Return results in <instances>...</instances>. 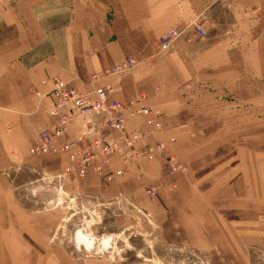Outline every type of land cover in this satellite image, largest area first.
Instances as JSON below:
<instances>
[{
  "label": "crops",
  "instance_id": "0c3cea01",
  "mask_svg": "<svg viewBox=\"0 0 264 264\" xmlns=\"http://www.w3.org/2000/svg\"><path fill=\"white\" fill-rule=\"evenodd\" d=\"M213 1L0 0V264H64L59 244L51 241L56 215L49 223L52 212L27 211L14 191L16 186L37 182L52 184L70 165L63 155L30 154L39 134L54 124L49 115L55 100L50 94L52 80L60 78L69 87L83 90L92 73L120 64L128 56L156 58L157 38L196 17L205 19ZM213 39L180 47L167 59H154L152 66L142 64L110 82L119 102L127 104L132 97L148 95L144 105L160 112L163 132L148 138L142 147L164 142L184 165L181 173L171 176L164 157L141 160L116 183L122 187L134 183L133 194L139 201L155 181H177L171 196L159 193L158 207L164 215L170 210L176 216L190 244L204 242L206 234H237V226L218 215V204L228 203L230 209L233 197L237 200L241 193L248 200L250 189L257 185L255 163H264L260 156L264 148L238 147L233 141L244 130H254L250 108L264 94V23L260 21L253 39L256 50L250 47L247 54L239 48L221 50V43L234 37ZM256 58L259 62L253 63ZM162 84L167 90L157 93ZM240 122L247 127L241 129ZM146 129L142 116L126 126L129 135ZM79 131L74 125L73 134ZM137 171L144 174L140 183L134 179ZM23 173L26 179L18 183ZM64 179L78 178L69 174ZM101 181L106 182L92 174L83 182L99 185ZM225 189L228 195L223 194ZM193 203L199 206L193 208ZM231 212L226 213L227 219Z\"/></svg>",
  "mask_w": 264,
  "mask_h": 264
},
{
  "label": "rangeland",
  "instance_id": "374dc122",
  "mask_svg": "<svg viewBox=\"0 0 264 264\" xmlns=\"http://www.w3.org/2000/svg\"><path fill=\"white\" fill-rule=\"evenodd\" d=\"M199 21L209 43L215 40V36L234 37L221 43V50L231 52L232 49L239 48L242 53L247 54L250 47L256 50L253 39L260 21L264 23V0H214L209 16L199 18ZM186 26L179 30H184ZM172 29L157 38L154 44L156 58H153V54L147 59L135 56L126 58L136 59L138 66L151 65L154 59H167L176 49L205 39L194 38L188 31L183 41L182 38L170 51L159 55L157 44ZM252 61L258 63L259 59ZM157 87H162L160 93L167 90L166 84ZM250 115H253L251 119L254 121V130H244L240 138L234 137V145L264 148V94L253 101ZM239 126L241 129L247 127L242 122ZM217 141H221L220 138ZM260 156L263 157L264 154ZM115 164L118 165L115 170H119V162L111 164L110 169ZM255 169L254 179L257 185L253 190L250 189L248 200H244L245 195L241 193L237 200V196L233 197L230 209L227 208L228 203L218 204V215L225 222L228 221L229 225L237 226V234H222L218 237L206 234L203 236L204 242L193 244L186 239L176 216L172 212L169 214L170 210L166 216L158 207L159 193L171 196L178 188L177 181H155L158 185H149L139 201L133 194L136 190L134 183L123 187L116 183L124 176L111 182L101 181L99 185L84 183L90 175L97 174L93 171L82 179L76 176L78 179L68 181L59 175V180L54 178L49 182L52 184L37 182L29 186H16L14 191L19 204L27 211L52 212L48 218L49 223L53 220V214L56 215L58 224L54 225L56 230L51 235V241L59 244V256L62 255L64 264H264L263 161L256 162ZM107 171L108 169L105 172ZM182 171L168 173L173 176ZM22 175L23 177H18V183L25 181L24 173ZM134 179L140 183L144 176L141 181H137L135 175ZM151 186L158 190L155 199L148 194ZM99 187L101 190L96 189ZM226 192L227 189L223 194L228 195ZM104 193L110 195L105 196ZM192 206L195 208L199 204L193 203ZM228 210L232 212L227 219Z\"/></svg>",
  "mask_w": 264,
  "mask_h": 264
},
{
  "label": "built area",
  "instance_id": "2783aa9c",
  "mask_svg": "<svg viewBox=\"0 0 264 264\" xmlns=\"http://www.w3.org/2000/svg\"><path fill=\"white\" fill-rule=\"evenodd\" d=\"M188 31L192 37L201 40L206 36L199 18H195L184 30L174 28L160 39L157 44L159 55L170 51L175 43L187 36ZM138 65L136 59L126 58L120 64L98 70L91 74V82L83 90L69 87L60 78H54L50 94L55 100L49 108L54 124L39 134L38 144L30 154L35 156L40 152L42 155L65 156L70 165L61 177L74 174L82 178L91 168L103 180L111 182L131 172L127 169L134 168L139 160L152 162L158 156L164 157L165 167L170 173L182 171L184 166L169 153L164 142L142 147L148 138L163 132L160 112L144 105L148 95L132 97L127 104L114 99L116 87L110 83L111 80L134 72ZM161 90L162 87L156 88L157 93ZM139 116L146 118L147 129L129 135L126 130L129 120ZM96 117L102 119L97 122ZM74 125L80 128L75 135L72 132ZM113 161L119 162V170L110 169L108 163ZM143 176L141 171L135 173L137 181H141ZM148 194L155 199L157 188L151 186Z\"/></svg>",
  "mask_w": 264,
  "mask_h": 264
},
{
  "label": "bare ground",
  "instance_id": "6f19581e",
  "mask_svg": "<svg viewBox=\"0 0 264 264\" xmlns=\"http://www.w3.org/2000/svg\"><path fill=\"white\" fill-rule=\"evenodd\" d=\"M124 60H125V59H124ZM124 60H123V61H124ZM149 66H152V64L149 65ZM124 75H125V74H122V75H120V77H123ZM90 82H91V77L89 78V82H88V83H90ZM57 141L59 142V140H57ZM56 152H59V151H56ZM40 154L42 155V153H40V152L37 153V155H40ZM37 155H36V156H37ZM140 161H141V160H139V161L137 162V164H138ZM113 162H114V161H113ZM111 164H112L111 162L108 163V166L110 167ZM137 164H136V165H137ZM89 169H91V168H89ZM89 169H88V170H89ZM88 170L85 171V173H84V175L82 176V178L86 176ZM91 170H92V169H91ZM127 170L130 171V167H129ZM92 171L95 172L94 170H92ZM95 173H96V172H95ZM75 176H76V175H75ZM80 178H81V177H80ZM82 178H81V179H82Z\"/></svg>",
  "mask_w": 264,
  "mask_h": 264
}]
</instances>
